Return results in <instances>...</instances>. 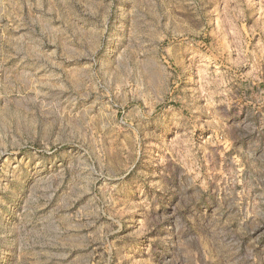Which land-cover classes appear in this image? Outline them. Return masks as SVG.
I'll use <instances>...</instances> for the list:
<instances>
[{"label":"rangeland","instance_id":"1","mask_svg":"<svg viewBox=\"0 0 264 264\" xmlns=\"http://www.w3.org/2000/svg\"><path fill=\"white\" fill-rule=\"evenodd\" d=\"M264 0H0V264H264Z\"/></svg>","mask_w":264,"mask_h":264},{"label":"crops","instance_id":"2","mask_svg":"<svg viewBox=\"0 0 264 264\" xmlns=\"http://www.w3.org/2000/svg\"><path fill=\"white\" fill-rule=\"evenodd\" d=\"M255 84H257V88H262L263 86H264V82H262V80L261 81H259V83H256V82H254Z\"/></svg>","mask_w":264,"mask_h":264}]
</instances>
